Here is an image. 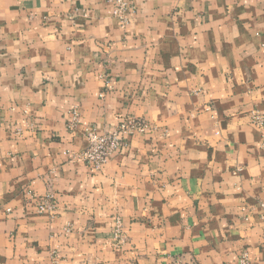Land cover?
Masks as SVG:
<instances>
[{
  "label": "crops",
  "instance_id": "1",
  "mask_svg": "<svg viewBox=\"0 0 264 264\" xmlns=\"http://www.w3.org/2000/svg\"><path fill=\"white\" fill-rule=\"evenodd\" d=\"M132 2L0 0V264H264V0Z\"/></svg>",
  "mask_w": 264,
  "mask_h": 264
},
{
  "label": "built area",
  "instance_id": "2",
  "mask_svg": "<svg viewBox=\"0 0 264 264\" xmlns=\"http://www.w3.org/2000/svg\"><path fill=\"white\" fill-rule=\"evenodd\" d=\"M113 4V15L117 18L120 26L126 29L131 21V16L135 13V7L132 0H106ZM103 96V94H102ZM79 119L78 109L73 110L72 125L76 124ZM252 122L257 126L264 128V114L259 110H253L251 116ZM149 129L148 124L134 116L125 118L112 130L105 133H98L94 129L87 131L89 145L86 149L78 154V158L89 165L93 170L99 171L108 162L109 158L116 152L120 151L126 145L128 138L135 133H144ZM56 207L52 195H47L38 205L39 212H54ZM115 227V238L117 244H123L126 237L122 232L120 218H117ZM264 240V229L262 233ZM241 264H251L248 253L243 252L240 257Z\"/></svg>",
  "mask_w": 264,
  "mask_h": 264
}]
</instances>
